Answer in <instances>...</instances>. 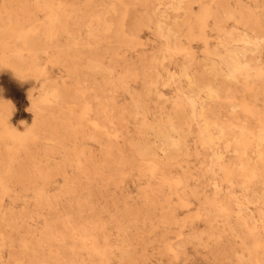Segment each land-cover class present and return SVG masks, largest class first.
I'll use <instances>...</instances> for the list:
<instances>
[{
	"label": "rangeland",
	"instance_id": "rangeland-1",
	"mask_svg": "<svg viewBox=\"0 0 264 264\" xmlns=\"http://www.w3.org/2000/svg\"><path fill=\"white\" fill-rule=\"evenodd\" d=\"M0 264H264V0H0Z\"/></svg>",
	"mask_w": 264,
	"mask_h": 264
},
{
	"label": "bare ground",
	"instance_id": "bare-ground-1",
	"mask_svg": "<svg viewBox=\"0 0 264 264\" xmlns=\"http://www.w3.org/2000/svg\"><path fill=\"white\" fill-rule=\"evenodd\" d=\"M237 61H236V59H233V63L235 64Z\"/></svg>",
	"mask_w": 264,
	"mask_h": 264
}]
</instances>
